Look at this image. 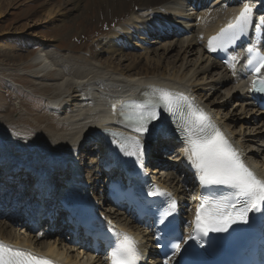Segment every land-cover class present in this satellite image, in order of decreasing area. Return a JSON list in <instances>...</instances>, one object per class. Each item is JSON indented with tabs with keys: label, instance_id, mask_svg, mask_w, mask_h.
Segmentation results:
<instances>
[{
	"label": "bare ground",
	"instance_id": "6f19581e",
	"mask_svg": "<svg viewBox=\"0 0 264 264\" xmlns=\"http://www.w3.org/2000/svg\"><path fill=\"white\" fill-rule=\"evenodd\" d=\"M84 0H73L72 5L75 6V9L81 7V3ZM102 1V0H101ZM174 1L178 0H107V4L103 5L101 9L98 11V20L102 21L104 18H108L110 16V7L113 5L114 10L116 9L117 4L122 3L124 5L123 12L119 15L121 19L122 17H126L128 13L137 14L139 20L134 19H126L124 24L117 28H110L108 33L110 34V41L108 40L107 50H110L114 55L119 56L122 55L123 61H116V59L112 58L107 62V66L104 68H99L89 62L86 57H83V50L77 51L78 56L74 59H63V65L60 67L58 65V60L55 59L56 62L51 61L50 57L52 56V52L47 51L48 48H40V50L35 54V57L31 58L30 64L28 67H33L38 71L37 79H41L45 76V74H49V70H52L57 66V73L55 74V82L58 83V91L56 93L58 97H55L53 101V105H59L58 100L64 101L67 108L71 110V116L68 119V126L70 129V134L68 135L67 140L62 143L63 144H55L54 140H40V139H30L26 144H13L15 142L9 143L2 140L0 136V153L3 157H0V166H5L6 163L13 164L14 171L19 170V174L21 175L20 180L17 182H13L12 187L14 188L16 184L20 183L22 180L26 181L27 179V189L33 193H26L25 197H32L27 200L24 205H20L16 208L18 203L24 202V198L20 195L19 200H15L11 203V207L17 211L28 209L30 212H36L35 207L40 208L42 211L45 210L46 213L51 211V205L55 204L54 197L51 196L50 188L57 189L62 185V182L51 184L50 186H46L44 190L46 194L45 201L41 202L39 200V189L37 187V182L41 183V179L43 178V173L47 170H61L63 168V161L65 159H75L76 152L82 148L86 147L89 143H96L98 145L97 153L100 155L98 166L100 168H104L105 166H115L124 164L126 161L118 156L112 149H110V144L105 139H111L112 142L117 140V138L108 132L94 131L92 129V123L100 122L104 111H108V106L110 101L116 100L117 96L120 93H123L122 88H126L127 85L130 89L138 91V94H141L143 91L147 89H166L174 93L182 94L184 97H194L193 104L196 107L202 109L210 118L211 123H213L220 131L225 135L228 141L232 144V146L237 150L240 154L241 159L244 163L255 173H257L261 178H264V169H260L256 167L254 164L253 158L255 157V153L252 151H246L244 149V145L240 142V136L234 135L235 130L225 123L224 118L221 117V110L227 105L237 104L241 102V106H244L246 100H240L237 97L238 93H243L244 91L239 87H236L230 95V92L226 96H229L228 100L225 102H217L213 101L211 104L209 103L208 93H217L218 88H225V91H228L227 86L233 82L232 79H225L218 76L220 70L227 71V73H233L235 69L230 66H222L218 64L216 61H213L211 58V54L208 49V41L210 38L215 36L216 30H218L221 26L231 22L235 15L240 10V5L245 2V4H249L251 6V0H216L215 4L209 6V1L213 2V0H184L187 4V7H191L193 1L196 2L202 9L199 13H196V18L199 24L194 25L192 29V39L188 40V42L182 41L177 35V31L172 32L173 29L165 23L168 21L167 13L162 12V8L166 5L172 4ZM8 2H12V0H8ZM181 3V2H180ZM101 4V2H100ZM184 5L183 2L181 3ZM129 6V8H127ZM214 7V8H213ZM211 9H214L213 13L209 12ZM159 10V13H163L162 19L163 25L166 28L156 30L158 28L155 23L159 20V17H153L155 13ZM57 13V12H56ZM264 13V12H263ZM169 14V13H168ZM171 15L175 16L173 18H178L182 20L179 15L176 13ZM53 11L47 13L46 17L52 18ZM62 18H67L66 15L61 16ZM133 17V16H132ZM264 20V14L260 16ZM63 18V19H64ZM59 20V21H63ZM140 19H142L140 21ZM47 20V19H46ZM118 21V20H117ZM114 22V26L117 23ZM46 22V21H45ZM185 23V22H184ZM180 27V26H178ZM152 32H151V30ZM169 30L170 33L166 34ZM160 33V36H163L162 41H159L157 37L152 34ZM161 31L163 33H161ZM168 35V37H164ZM134 41V45H130V41ZM151 38V43H146L147 39ZM175 39V40H174ZM169 40V43L167 42ZM174 40V41H173ZM171 41V42H170ZM122 42H127L130 53H137L136 51H150L148 54L150 56H145L144 64L150 65L151 60L154 58H159L160 61H163L161 57H157L158 54L164 55L166 51L169 49L172 50L174 48H178V53L184 54L181 59V64L179 70L173 69L171 74H167L165 71L157 72L145 69H135L129 68L127 70H120V72H115L114 70H118L125 63V56H129L130 53H126L119 47ZM32 43H36V41H32ZM168 43L169 45H162ZM156 44V45H155ZM106 46V45H105ZM156 46V47H155ZM157 46L160 49H155ZM93 50V49H92ZM105 50V49H104ZM14 49L10 48L5 50V54L13 52ZM72 52V51H71ZM105 52V51H104ZM75 53V52H74ZM157 54V55H155ZM90 57L93 56L95 58L96 55L92 54V51L89 52ZM194 56L193 59L188 60L186 56ZM117 56V57H118ZM132 56V55H131ZM72 57V56H71ZM116 57V58H117ZM22 59V57H21ZM61 61V60H60ZM165 62V60H164ZM106 63V60H105ZM192 64L191 69L186 71L185 73H180L181 69H185L186 65ZM57 64V65H56ZM210 64V65H209ZM23 65V64H22ZM27 65V64H26ZM207 65V66H206ZM111 68V69H109ZM185 71V70H184ZM126 72V73H125ZM213 74V77H212ZM201 77L198 79V77ZM238 76V75H237ZM212 78V81L206 82L208 78ZM221 77V78H220ZM232 78V77H231ZM112 87V94L107 95V88ZM233 88V87H232ZM237 89V90H236ZM126 91V89H125ZM206 93V94H205ZM247 98V95L244 94ZM100 97H104L106 99V103L100 100ZM80 98L84 102L83 105L80 104ZM79 99V100H78ZM248 102V98H247ZM62 103V104H63ZM231 106V105H230ZM65 112V111H64ZM259 113H255L254 118L252 120H246L244 123H241L240 128L243 124H252V128L255 126L263 127L264 126V118ZM104 120H108L109 116L104 115ZM108 128H112L111 126H106ZM249 129V128H248ZM137 136L136 134H127L125 138ZM65 139V138H64ZM259 142H263L264 134L257 137ZM14 141V140H13ZM18 142V141H16ZM254 142V139L251 140V143ZM23 143V142H21ZM141 143L145 145V155L143 158L149 157V149L151 147H155V144H161L162 146L167 147L168 143L162 142L160 139V135H155L154 132L151 136H145L141 138ZM170 146V145H169ZM250 147V146H247ZM185 148L178 149L177 152L181 153L184 158H180L179 160H174V165L176 166V170L173 175L178 179L177 183L180 186V190L178 192L171 191L163 181L159 178L155 181L157 185L163 187L164 190L168 191L172 194V196L176 197L179 200V204L189 209L193 206L192 194L194 192L193 181L196 176H193L189 173V169L192 168L191 164L188 162L185 156ZM155 151L158 152V148H155ZM247 152V153H246ZM151 161V160H150ZM155 164V163H154ZM157 163L155 164V168L152 173L154 175L159 176L162 174L161 172L171 168L168 164L165 168H160L162 165ZM107 166V167H108ZM5 172H7L5 170ZM8 173V172H7ZM118 169L109 172L106 177V183L110 184L111 181H115L116 176H118ZM164 174V173H163ZM6 175V174H4ZM173 179L172 174L168 175ZM166 177V176H165ZM9 182H12V178L10 174L7 176ZM155 178V179H156ZM160 181V182H159ZM174 181V180H173ZM184 181V182H182ZM32 183V184H31ZM89 183V180L86 181ZM47 183L44 184V186ZM186 186L189 190L186 189ZM10 191V190H9ZM65 191V189H64ZM181 193L187 195V199L181 198ZM15 191L4 193L0 196L2 200V208L9 209L8 199L11 196L15 195ZM30 194V195H28ZM25 195V194H24ZM17 196V195H16ZM8 204V205H7ZM78 204V201H77ZM1 205V204H0ZM120 206L116 211L121 213L123 216V220H120V214H114L115 217H111V219H116L121 223L122 229H125L126 222L129 218H124L125 212ZM81 207V206H80ZM11 211V210H10ZM9 211V212H10ZM43 213V212H42ZM1 219V218H0ZM110 219V218H109ZM6 221L5 219H1ZM0 220V242L4 245L15 248L26 250L37 257H43L45 259L51 260L54 264H108L107 259L98 255L95 259H92L90 253L88 251L79 252L81 248L76 245H70L65 242V238L58 240L56 238H50L48 234H37L34 235V232L29 228H17L11 225V229L17 231H25V235H15L10 233L11 231H7L5 224ZM109 221V220H107ZM6 227V228H4ZM49 233V230H48ZM136 240L141 243V248H144L145 242L148 240L147 235L142 233V236L137 231L135 234ZM76 252L74 255H71L72 252ZM82 254V255H81Z\"/></svg>",
	"mask_w": 264,
	"mask_h": 264
},
{
	"label": "rangeland",
	"instance_id": "374dc122",
	"mask_svg": "<svg viewBox=\"0 0 264 264\" xmlns=\"http://www.w3.org/2000/svg\"><path fill=\"white\" fill-rule=\"evenodd\" d=\"M72 1L73 0H12V2H8V0H0V136L4 141L7 139L9 143L12 141V143L15 142L13 144H26L33 138L40 140L50 139L54 140L55 144L60 145L67 140L70 134V129L67 124L71 116L70 108L68 109L65 105L66 103H63L64 101L60 99L57 102L59 103V105H56L57 108H52L51 106L55 100L54 98H59V96H57L58 93H56L59 87L58 83L55 82V74L58 69L57 66L54 68L53 72L45 74L41 79L36 78L38 77L37 69L28 67L31 58L35 57V52L39 48H48L47 51L53 53L50 60L56 62L54 58L59 59L58 65L60 64V67L63 66L61 64H64L62 61L63 59L72 60L81 56L77 53V51L80 50H83L84 58L86 57L91 64L99 68L107 66V62L112 58H115L116 61H123L124 59L122 55H120L119 58L118 54L117 57L110 50H107L108 40L110 41L108 30L113 27H121L126 19L129 18L139 20V18H137L138 15L128 13L126 17L118 19L120 18L119 15L124 10V5L120 3L117 4L115 10L113 5L110 7L111 14L109 19L104 18L102 21H99L98 11L104 4H107V0H84L83 3L80 4L81 7L78 9H75V6L71 4ZM180 2H183L184 5L182 6ZM127 8H129V6ZM50 11H53L52 18L46 17L47 13ZM162 12L164 14L167 13V15H169L168 13H173V15L176 13L179 15L182 20L179 21L178 26L184 29L177 31L179 38L184 42H188V40L192 39V29L194 25L199 23L196 20V16H193L192 11L188 9L187 3H185L184 0L174 1L172 4L166 5ZM63 15H66L67 18L63 17V19L61 17ZM62 19L63 21H59ZM141 20L142 19H140V21ZM116 21L117 23L114 26V22ZM175 30L174 28L173 31ZM164 33L167 32L164 31ZM32 41H36V43H32ZM133 42L131 38V46L134 45ZM167 42L169 43V40ZM168 43L162 45L168 46ZM119 47L121 49H118V51L123 49L125 54L130 53L128 50L130 46H128L127 42H122ZM10 48H13L14 51L5 54V50ZM155 49L158 50L160 48L157 46ZM90 51H92L93 55H96L95 58H93V56L90 57ZM136 52L137 53H130L129 56H125L126 61L123 63V66L118 68L117 71H114L118 73L120 70L135 68L138 70H155L157 74L163 71L167 74H171L173 69L179 70L181 59L184 56V54L181 55V53H178V48L169 49L164 53V55L167 56L166 58L159 54L165 62L152 61L150 65H145L143 61L145 59L144 55L148 54L150 51ZM148 55L150 56L151 54ZM186 57L190 60L193 59L194 56L187 55ZM191 66L192 64L189 63V65L184 67L185 69L180 70V73H185L190 70ZM221 72H223L224 75L220 74ZM21 74L23 76H21ZM228 74L229 73L224 70H220L218 74V76L221 77L223 75L226 80H233V82L227 86L228 91H225V88L219 87L217 93H212L213 91L208 93L209 95H207V97L209 98V103L205 104H211L213 101L225 102L229 98V96H226L228 92H230V95L234 94L232 92L236 87H239V83L233 76H231L233 78L229 77ZM200 78L199 76L198 79ZM207 81H212V78L209 77L206 82ZM237 97H239V101L246 100V102H244L245 105L241 106V102L237 104L229 103L227 107L222 108L220 115L231 129L232 127L235 129L233 130L235 131L234 135L237 137L240 136V142L244 145V149L247 152L253 150L255 153V157L253 158L254 164H256L257 168L262 170L264 169V140L263 142H259L257 137L264 134V126H255L252 128V124L250 123V125L243 124L240 128L241 123H244L246 120H252L255 113L252 107L249 106L247 98L243 93H238ZM80 104H84L81 98ZM252 139H254L253 143H251ZM155 148H158V152L153 154L155 155V160L164 166L169 164L171 168L162 171V174H159V176L151 173L150 178L154 182L159 178L171 191L178 192L180 186L177 183L178 179L173 175L174 171L177 169L174 162L169 158H164L165 156L163 154L166 153L161 151V146L155 145L151 150L154 152ZM171 149H173V147H171ZM97 151L98 145L91 142L86 147L80 148L75 154V159L80 161L79 164L85 163V175L92 176L91 180L94 182V192L100 191L102 185L101 180L103 178L98 166L100 155ZM154 168L153 166H149V170ZM170 174H172L173 179L171 176H168ZM26 183L27 180L18 184L15 188L16 194L10 198L11 202L16 199L19 200V198L23 199V197L27 195L26 193H31L28 191ZM186 189L189 190L187 186ZM20 195L23 197H20ZM99 196H97V200H99ZM185 196L187 195L181 193V198L185 199ZM31 197L32 195L25 197V201L29 200ZM101 212L110 216L106 208L101 210ZM111 217H115V215H111ZM5 226L10 227L9 224H5ZM7 231H11L10 233L15 235H25L24 230L22 232H16L11 229V227L10 229L7 228ZM63 238H65V236ZM75 253L76 252L73 251L71 255Z\"/></svg>",
	"mask_w": 264,
	"mask_h": 264
},
{
	"label": "snow or ice",
	"instance_id": "6c2138e0",
	"mask_svg": "<svg viewBox=\"0 0 264 264\" xmlns=\"http://www.w3.org/2000/svg\"><path fill=\"white\" fill-rule=\"evenodd\" d=\"M252 16V8L245 4L234 22L227 28L221 29L217 36L208 41L209 51L225 49L226 45L237 38L248 25ZM249 53L248 66L254 74L264 69V54L253 47ZM237 57L232 56L231 61ZM230 66L234 67V65ZM254 91L264 93V79H254L251 84ZM143 99L132 100L121 104L119 116L137 136L126 138L121 143V151L127 156H134L138 161L145 155V145L141 138L157 132L160 110L169 115L179 117L176 121L178 131L186 144L185 156L196 170L199 181L203 186H225L232 191L230 196L219 199L202 198L196 208L194 220L191 222L194 235L189 239L203 245L204 238L210 233L228 232L235 224H247L250 212L264 211V180L244 163L240 154L228 141L225 135L211 123L208 115L194 106L182 94L166 89L153 88L143 93ZM116 107L113 106L115 114ZM150 125L152 126L150 128ZM158 136L159 133L157 132ZM116 142V141H114ZM151 196H169L160 188L149 192ZM176 204L169 201L167 211L160 216L159 223L163 224L167 217L173 214ZM118 245L108 256L110 264H139L140 252L137 242L126 233L118 234ZM174 255L181 251V243L172 245ZM174 257H170L172 259ZM0 264H54L53 261L21 249H15L0 242ZM169 264V261H165Z\"/></svg>",
	"mask_w": 264,
	"mask_h": 264
}]
</instances>
